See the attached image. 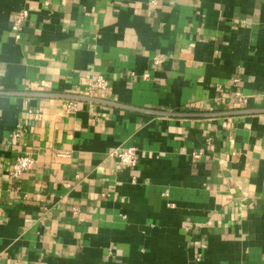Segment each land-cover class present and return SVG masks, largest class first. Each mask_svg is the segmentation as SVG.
Listing matches in <instances>:
<instances>
[{
	"label": "crops",
	"instance_id": "crops-1",
	"mask_svg": "<svg viewBox=\"0 0 264 264\" xmlns=\"http://www.w3.org/2000/svg\"><path fill=\"white\" fill-rule=\"evenodd\" d=\"M0 264H264V0H0Z\"/></svg>",
	"mask_w": 264,
	"mask_h": 264
},
{
	"label": "built area",
	"instance_id": "built-area-1",
	"mask_svg": "<svg viewBox=\"0 0 264 264\" xmlns=\"http://www.w3.org/2000/svg\"><path fill=\"white\" fill-rule=\"evenodd\" d=\"M29 17V11L27 9H21L13 16L12 20V29L15 33V38L20 40L23 37V29L24 23L27 21ZM162 61V57H157L156 62L160 63ZM109 87L108 80L103 76L97 77L95 80L91 81L89 88L82 92L74 95L72 100L67 104L66 110L68 112L76 111L78 109V105L81 101H93L95 100V96H93V92L95 91H107ZM241 96V93H237ZM32 112V110H29ZM18 135V134H17ZM59 156H70L68 152H60ZM202 156L201 152H195L194 157L196 159H200ZM111 157H113L117 163L121 167L125 168H134L138 165L140 160V153L136 147L128 146V147H119L115 149L111 153ZM36 163V159L32 154H23L18 156L14 168L11 172V177L13 179H19L24 173L30 171ZM200 260V258L198 259Z\"/></svg>",
	"mask_w": 264,
	"mask_h": 264
}]
</instances>
